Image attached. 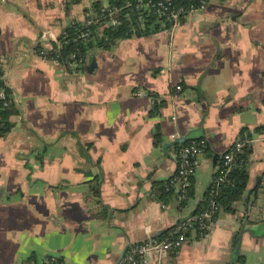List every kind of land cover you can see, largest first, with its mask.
I'll return each instance as SVG.
<instances>
[{"label":"crops","instance_id":"1","mask_svg":"<svg viewBox=\"0 0 264 264\" xmlns=\"http://www.w3.org/2000/svg\"><path fill=\"white\" fill-rule=\"evenodd\" d=\"M96 1L109 2L0 0V75L18 110L0 138V264H122L131 244L159 241L191 214L213 181V152L243 130L253 152L236 213L146 264H231L237 248L235 264H264V0H211L176 26L91 52L84 70L41 54ZM178 139L212 154L198 155L185 208L179 193L153 195L177 172Z\"/></svg>","mask_w":264,"mask_h":264},{"label":"trees","instance_id":"2","mask_svg":"<svg viewBox=\"0 0 264 264\" xmlns=\"http://www.w3.org/2000/svg\"><path fill=\"white\" fill-rule=\"evenodd\" d=\"M154 1V0H152ZM149 0H109L105 5L102 1L93 3L90 9L86 10L85 21H72L68 24L62 35L58 38V45L52 51H47V58L55 57L56 60L63 64L68 70H84L90 53L96 50L111 49L120 40L130 39L133 37L141 38L158 32L160 29L170 28L172 22L164 20L156 15L148 6ZM116 20V24L112 21ZM74 65V66H73ZM4 89L6 102L11 100V91L0 83V90ZM5 100H0V138L6 137L13 128L11 117L18 114V110L12 104L6 105ZM264 126L257 128L256 132H262ZM241 140L244 145L239 153L235 155L237 166L228 173L227 177L219 185H210L201 205L195 216L201 212V208L208 207L210 202L218 205V211L207 222L208 232L211 224L218 218L223 211L226 213H236V205L244 200V196L249 181V161L252 155V147L249 141L253 138L252 133L243 130ZM156 144L161 142L160 131L155 134ZM193 141H187L184 145H190ZM202 151L206 152L209 157L212 156L207 144L202 146ZM223 157L216 164V172L213 180L219 176V167L222 165ZM92 195L96 198V203L102 207L101 213H106L105 208L100 203L101 180L96 176L90 180ZM169 189V190H168ZM173 193H179L181 207L189 205L191 199L195 196V184L191 179V185L184 192H178L177 188L169 186V180L166 182H155L153 195L157 199L167 202ZM101 217V216H100ZM169 236H161L158 240L167 239ZM239 234L233 238V246L239 243ZM244 262L240 258V263ZM59 264L62 262L59 261Z\"/></svg>","mask_w":264,"mask_h":264},{"label":"built area","instance_id":"3","mask_svg":"<svg viewBox=\"0 0 264 264\" xmlns=\"http://www.w3.org/2000/svg\"><path fill=\"white\" fill-rule=\"evenodd\" d=\"M211 0H149L148 6L154 13L173 25L179 23L180 18L192 13L205 11L210 5ZM116 24V20L112 21ZM41 54L45 55V52ZM56 60L55 57L50 58ZM2 59L0 58V62ZM57 61V60H56ZM4 82L0 75V83ZM177 91H181L180 85L176 86ZM6 94L4 89L0 90V100H5ZM11 101V100H10ZM6 102V105L10 103ZM244 141L238 139L234 146L223 156L222 165L218 168L219 176L212 181V185H219L225 180L228 173L231 172L237 164L235 163V155L239 153L244 145ZM206 144L204 141H193L190 145L182 144L178 151V167L176 174L169 180V186L177 188L178 192H184L191 185V179L199 166L197 157L203 152L202 146ZM169 190V189H168ZM218 205L210 202L208 207L201 208L198 216H194L188 222L176 227L171 235L164 240H146L136 243L129 247L122 264H146L148 255L152 251L169 252L177 251L187 244L189 241V233L198 231L201 237L208 235L207 222L218 211ZM196 215V214H195ZM48 264H59L57 259H51Z\"/></svg>","mask_w":264,"mask_h":264},{"label":"water","instance_id":"4","mask_svg":"<svg viewBox=\"0 0 264 264\" xmlns=\"http://www.w3.org/2000/svg\"><path fill=\"white\" fill-rule=\"evenodd\" d=\"M186 141L187 140H185V139H178L174 144H184V143H186ZM166 147H168V145L167 144H165L164 145V149H166ZM229 151V150H228ZM228 151H226V152H224V153H218V152H213V163H214V165H216V163L218 162V160L220 159V158H222ZM216 172V167H215V171H214V173ZM213 177H214V175H213ZM212 180H213V178H212ZM205 194H206V192H205ZM201 202H202V200L201 199H199L197 202H196V205H195V208L191 211V214L187 217V218H185L184 220H179V222L177 223V226H180V225H182V224H184V223H186V222H188L190 219H192L194 216H195V214L197 213V210H198V208H199V206H200V204H201ZM132 245H134V244H131L130 246H132ZM238 253H239V248H237L236 250H235V253H234V260H233V262L231 263V264H235V258H236V256L238 255Z\"/></svg>","mask_w":264,"mask_h":264}]
</instances>
